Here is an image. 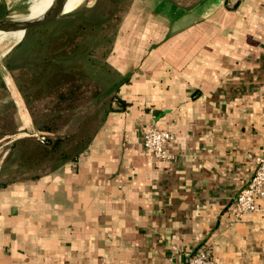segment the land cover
<instances>
[{
	"label": "crops",
	"instance_id": "0c3cea01",
	"mask_svg": "<svg viewBox=\"0 0 264 264\" xmlns=\"http://www.w3.org/2000/svg\"><path fill=\"white\" fill-rule=\"evenodd\" d=\"M118 25L126 104L74 160L0 185V264H185L203 246L264 264V215L230 218L264 152V0H125ZM149 124L175 131L171 159L143 145Z\"/></svg>",
	"mask_w": 264,
	"mask_h": 264
},
{
	"label": "rangeland",
	"instance_id": "374dc122",
	"mask_svg": "<svg viewBox=\"0 0 264 264\" xmlns=\"http://www.w3.org/2000/svg\"><path fill=\"white\" fill-rule=\"evenodd\" d=\"M50 1L39 0L31 19L38 10L37 15L43 14L50 7ZM80 1L64 0V9L66 4L77 5ZM32 2L2 0V5L9 7H4L5 10L25 12ZM77 7L82 11L79 16L82 20L73 19L71 24L77 25L84 19L87 34L83 37L75 39V30L68 25L70 20H53L54 23L43 24L41 28L36 17L30 31L26 30L14 42L0 44V158L12 137L19 132H26L38 141L32 135L36 130L49 131L53 140L61 136L63 149L77 150L87 138V121L94 126L89 119L94 115L99 117L110 101L117 73L107 55L119 32L125 0H82ZM4 11L0 9V15ZM14 26L4 24L0 33L9 36ZM39 27L41 29H37ZM36 29L38 31L31 34ZM1 34L0 38H4ZM48 51L59 55L53 54L50 64L43 65L40 57ZM61 52H65L64 56ZM11 97L15 106L7 102ZM10 131L13 132L8 133ZM7 141V145L3 144ZM52 141L39 143L44 148L32 149L35 155H44L45 150L52 148Z\"/></svg>",
	"mask_w": 264,
	"mask_h": 264
},
{
	"label": "trees",
	"instance_id": "16d2710c",
	"mask_svg": "<svg viewBox=\"0 0 264 264\" xmlns=\"http://www.w3.org/2000/svg\"><path fill=\"white\" fill-rule=\"evenodd\" d=\"M75 6L76 5H67L66 4L65 9H72ZM38 11L35 14V18L39 17V15H37ZM81 13H82V11H78V12H75L73 14L61 17L55 21L70 20L68 25L70 26V28H73V30H75L73 33V34L77 35L75 37V39L78 36L83 37L87 34V24L84 21V19H83V21H78L79 24H77V25L71 24L73 19L82 20L81 17H79L81 15ZM51 23H54V21ZM43 27L41 26V28H43ZM41 28L39 27L37 29H41ZM37 29H36V31L34 30V32H32L31 34H35V32L38 31ZM28 31H30V30H28ZM67 33H70V30ZM61 44H62V46L65 45L64 42H62ZM50 49H52V48H50ZM64 53L65 52H61L60 55L64 56L63 55ZM53 54H55L56 56L59 55L58 53H53ZM53 54H50V51L43 53V55L40 57V59L42 61H44L43 65H49L50 64L51 58H53ZM50 70L51 69H49L48 71H50ZM21 91H23V90H21ZM23 95H24V91H23ZM7 102L11 105L14 104V106H15L14 99L12 97L9 98V100ZM113 103H117L118 106L124 107L126 104V101L119 98V96L116 94V91H115L113 93L110 101L106 105L103 113L99 117H96V115H94V116H91V119H89V120H92L93 123H95L94 126H90L89 125L90 122L87 121V138L84 139V142L81 143V145L78 147L77 150L70 151V150H68L69 148L67 146H66L67 149H63V147H61V144L63 143L62 142L63 138L61 136H59L55 140L52 141V148L45 150L44 155H39V154L35 155L33 150H36V149L41 150L42 148H44V147H42V145H40L42 143H40L39 141H35L31 137V135H29V134L21 136V137H15V138L12 137L11 142L9 144V150L6 153V155L2 161V170L1 171H2L3 176L0 179V185L6 184L9 181L21 180V179H25V178H32V177L39 176L40 174H42L44 172L53 171V170L59 168L62 164H64L65 162H67L69 160H74L79 155V153L86 148L87 143H88L92 133L94 132L97 125H99L100 122L103 120L105 114L112 109L118 108V107H115L113 105ZM37 127L39 128L40 126L37 124ZM42 127L50 128V126H47V125H43ZM12 132L13 131H10L8 133H12ZM36 151H38V150H36ZM59 154H60V156H59Z\"/></svg>",
	"mask_w": 264,
	"mask_h": 264
},
{
	"label": "built area",
	"instance_id": "2783aa9c",
	"mask_svg": "<svg viewBox=\"0 0 264 264\" xmlns=\"http://www.w3.org/2000/svg\"><path fill=\"white\" fill-rule=\"evenodd\" d=\"M32 135L42 144L53 140L51 133L45 130L33 131ZM174 137L175 131L149 124L142 134V142L155 158L166 161L173 157L166 145ZM251 211L264 215V152L255 156L251 177L236 194L231 206V221H238ZM185 264H217V262L209 255L206 246H203L198 248Z\"/></svg>",
	"mask_w": 264,
	"mask_h": 264
},
{
	"label": "water",
	"instance_id": "95a60500",
	"mask_svg": "<svg viewBox=\"0 0 264 264\" xmlns=\"http://www.w3.org/2000/svg\"><path fill=\"white\" fill-rule=\"evenodd\" d=\"M64 0H52L50 7H48L43 14H41L38 18V20L40 21V25L49 23L53 20H56L60 17H64L70 14H73L75 12H77L80 7H77V5L82 1H80L75 7H73L72 9H64ZM31 4V3H30ZM29 4V5H30ZM24 10H19V11H13L9 10L4 12L2 15H0V27L3 26L5 23L12 21V20H21L26 18V14L29 11V6L27 7L25 12H22ZM20 40V39H19ZM9 50V49H8Z\"/></svg>",
	"mask_w": 264,
	"mask_h": 264
},
{
	"label": "bare ground",
	"instance_id": "6f19581e",
	"mask_svg": "<svg viewBox=\"0 0 264 264\" xmlns=\"http://www.w3.org/2000/svg\"><path fill=\"white\" fill-rule=\"evenodd\" d=\"M38 1L39 0H33V2L29 5V11L25 16L26 18L21 19V20H19V19L12 20V21L5 23V24H15V26L13 28V32L11 33V35H9L6 38H0V44H3L5 42H10V41L14 42L26 30H28L30 27H32L36 23L34 21V19H31V18L33 16V9H34V7ZM1 35H3V34H1Z\"/></svg>",
	"mask_w": 264,
	"mask_h": 264
}]
</instances>
